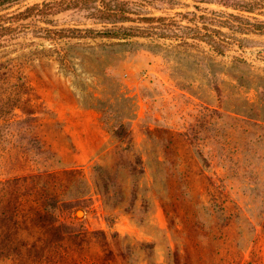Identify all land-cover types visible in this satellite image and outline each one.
<instances>
[{"label":"rangeland","instance_id":"1","mask_svg":"<svg viewBox=\"0 0 264 264\" xmlns=\"http://www.w3.org/2000/svg\"><path fill=\"white\" fill-rule=\"evenodd\" d=\"M0 264H264V0H0Z\"/></svg>","mask_w":264,"mask_h":264},{"label":"crops","instance_id":"2","mask_svg":"<svg viewBox=\"0 0 264 264\" xmlns=\"http://www.w3.org/2000/svg\"><path fill=\"white\" fill-rule=\"evenodd\" d=\"M36 115L39 136L67 167H83L105 149L107 131L94 108L51 105Z\"/></svg>","mask_w":264,"mask_h":264},{"label":"trees","instance_id":"3","mask_svg":"<svg viewBox=\"0 0 264 264\" xmlns=\"http://www.w3.org/2000/svg\"><path fill=\"white\" fill-rule=\"evenodd\" d=\"M99 34H102V35H105V36H110V35H113V34H117V32H103V33H99Z\"/></svg>","mask_w":264,"mask_h":264},{"label":"bare ground","instance_id":"4","mask_svg":"<svg viewBox=\"0 0 264 264\" xmlns=\"http://www.w3.org/2000/svg\"><path fill=\"white\" fill-rule=\"evenodd\" d=\"M79 214H82V212H80Z\"/></svg>","mask_w":264,"mask_h":264},{"label":"water","instance_id":"5","mask_svg":"<svg viewBox=\"0 0 264 264\" xmlns=\"http://www.w3.org/2000/svg\"><path fill=\"white\" fill-rule=\"evenodd\" d=\"M80 212H82V211H80Z\"/></svg>","mask_w":264,"mask_h":264}]
</instances>
